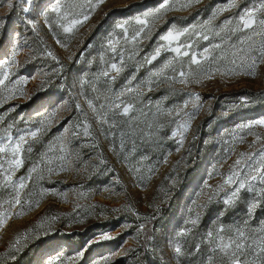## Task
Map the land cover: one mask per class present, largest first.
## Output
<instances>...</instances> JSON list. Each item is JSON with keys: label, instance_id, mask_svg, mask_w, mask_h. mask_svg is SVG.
I'll list each match as a JSON object with an SVG mask.
<instances>
[{"label": "rangeland", "instance_id": "1", "mask_svg": "<svg viewBox=\"0 0 264 264\" xmlns=\"http://www.w3.org/2000/svg\"><path fill=\"white\" fill-rule=\"evenodd\" d=\"M0 81V264H264V0H0Z\"/></svg>", "mask_w": 264, "mask_h": 264}, {"label": "snow or ice", "instance_id": "2", "mask_svg": "<svg viewBox=\"0 0 264 264\" xmlns=\"http://www.w3.org/2000/svg\"><path fill=\"white\" fill-rule=\"evenodd\" d=\"M26 2L30 4V3H31V0H26ZM166 2H167V0H165V3H166ZM161 7H164V4H162ZM27 10H28V9L26 8L25 11H27ZM57 10H58V9H53V11H57ZM248 15H249V20H246V21L244 22V26H245V27H251L252 24L254 23V20L251 19V13H249ZM75 23H80V21H76ZM141 23H146V21H141ZM119 27H123V25H119ZM65 31L70 32V31H72V29H71V28H67V29H65ZM185 31H187V30H185ZM180 35H183V33H177L176 35H173L172 32H169L166 36L162 37V39L171 42V41H173V40L178 39ZM205 39H207V37H205ZM217 47H218V46H217ZM173 51L179 53V52H180V49H179V48H176V49H173ZM207 51H208V50L205 49V52H207ZM183 54H184V55H187V53H183ZM159 55H160V50L158 49L157 52H156V56H159ZM156 56H154L153 59H155ZM192 63H194V64H198V63H199V60H197L195 57H193V58H192ZM167 66H168V65H165V67H167ZM112 68H113V69H116V65L113 64V65H112ZM117 71H118V69H117ZM105 75H107V73H105ZM184 75H185V74H184L183 72L180 73V76H181V77H183ZM0 82H2V81H0ZM127 111H128V108L126 107V108L124 109V112L127 113ZM254 123L257 124V125H264V120H257V121H255ZM245 127H250V125H245ZM173 135H175V133H174ZM30 136L33 137V138H35V137L37 136V131H32V132L30 133ZM19 139H20V141H24V137H23V136H21ZM19 149H20V144L17 143L16 146H15L14 151H19ZM29 150H30V149H29ZM0 151H4V149H0ZM14 163L18 166V165L21 163V161L17 159V160L14 161ZM236 163L239 164V161H237ZM257 171H259V170H257ZM260 178H261V179H264V177H260ZM251 179H252V180H256V179H257V176H253ZM226 183H232L231 178H230L228 181H226ZM21 187H23V185H21ZM239 187H240V188H243V187H244V184L241 183V184L239 185ZM16 202L19 203L20 201L17 200ZM193 223H194V221H193ZM209 235H211V234H209ZM239 236L242 238V237L244 236L243 232H240V233H239ZM102 238H104V239H108V238H111V237H106V236H105V237H102ZM218 247L220 248L221 251H225V252H226L227 250L231 249L232 247H235V248L237 249V251H239V250L243 247V245H242L241 243H238L237 241L233 240V241H231V243H222L221 245H218ZM175 251H176L177 253H180L181 250H180L179 247H177V248L175 249ZM50 264H51V262H50ZM231 264H242L241 259H240V257L236 254V252H233V253L231 254Z\"/></svg>", "mask_w": 264, "mask_h": 264}, {"label": "trees", "instance_id": "3", "mask_svg": "<svg viewBox=\"0 0 264 264\" xmlns=\"http://www.w3.org/2000/svg\"><path fill=\"white\" fill-rule=\"evenodd\" d=\"M55 139L56 138H54L53 134L47 133L43 136H40L39 139H37L33 142V144L35 145L34 146V152L27 153L26 147H25V149L23 150V164H22V167L16 173L17 177L23 175L26 172V170L29 168L30 164H32V162L34 160L38 159L39 154L42 152V150H41L42 147L45 146L46 144L47 145L55 144V141H54ZM0 156H3V154L1 153ZM1 177H3L2 174H0V188H1V182H2ZM1 195H3V192L0 190V196ZM0 209H1V206H0Z\"/></svg>", "mask_w": 264, "mask_h": 264}]
</instances>
